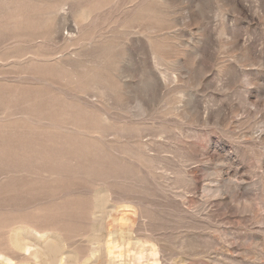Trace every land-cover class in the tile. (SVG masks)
Returning <instances> with one entry per match:
<instances>
[{"label": "rangeland", "instance_id": "obj_1", "mask_svg": "<svg viewBox=\"0 0 264 264\" xmlns=\"http://www.w3.org/2000/svg\"><path fill=\"white\" fill-rule=\"evenodd\" d=\"M48 236L63 264H264V0H0V254Z\"/></svg>", "mask_w": 264, "mask_h": 264}, {"label": "bare ground", "instance_id": "obj_2", "mask_svg": "<svg viewBox=\"0 0 264 264\" xmlns=\"http://www.w3.org/2000/svg\"><path fill=\"white\" fill-rule=\"evenodd\" d=\"M101 200V199H100ZM97 207V206H96ZM95 208V207H94ZM124 216H128V215H124ZM123 216V217H124ZM134 216V215H133ZM128 219V217H127ZM130 219V218H129ZM128 219V220H129ZM123 221V219H121ZM128 220H125L122 222L123 225H125L124 227H122L119 230H114L113 228L110 230L109 232V240L106 243L107 246V254L111 255L114 253V251L117 249V247L123 243L125 244L127 242V240H129L131 233L133 232L132 228L128 227ZM118 222V221H117ZM131 223V222H130ZM134 224V223H132ZM133 226V225H132ZM98 230V229H97ZM33 233L39 234V232L33 230ZM31 233V234H33ZM47 233V232H46ZM45 235V234H44ZM58 235V234H57ZM17 236V235H16ZM20 236V235H19ZM36 236V235H35ZM22 238V236H20ZM20 237H16L15 239H13L12 242V246H15L19 251H23L24 253L29 251V248L32 244V242H28V239L25 241L24 238L21 239ZM39 237V236H38ZM58 237V236H57ZM27 238V237H25ZM44 238V237H43ZM42 238V239H43ZM60 238V237H59ZM41 239V240H42ZM61 239V238H60ZM96 239V238H95ZM34 242V241H33ZM37 241H35L36 243ZM117 242H120L119 244H117ZM10 243V242H9ZM39 243V242H38ZM91 243V242H90ZM128 243V242H127ZM130 243V242H129ZM64 243H62L61 241H59L57 238H52L49 239H44L41 243H40V251L36 252V253H32V256L36 257L37 259L40 260L41 264H63L64 260L69 262V261H75L78 259V256L76 255H72V254H68L65 251V247L63 245ZM92 244V243H91ZM118 245V246H117ZM33 246V245H32ZM121 246V245H120ZM35 247V245H34ZM38 246H36L35 248H37ZM126 247V245L124 246ZM38 248V249H39ZM122 248V247H121ZM14 249V248H12ZM36 249V250H38ZM35 250V251H36ZM122 250V249H121ZM120 250V251H121ZM105 251V250H104ZM119 251V252H120ZM93 252V251H92ZM119 252H118V256H119ZM125 253V252H124ZM104 254V253H103ZM102 254V255H103ZM123 255V253H120V256ZM95 256V255H94ZM91 257H93L91 255ZM4 258L5 260H7L10 264H14L13 259L8 258L7 256L5 257V255L0 254V259ZM7 263V262H6ZM5 263V264H6ZM27 264V263H26ZM66 264V263H65Z\"/></svg>", "mask_w": 264, "mask_h": 264}]
</instances>
